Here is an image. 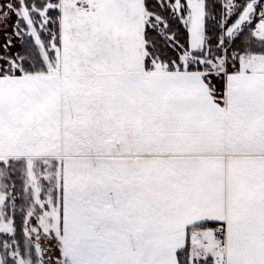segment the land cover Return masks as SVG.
I'll use <instances>...</instances> for the list:
<instances>
[{
    "label": "snow or ice",
    "instance_id": "snow-or-ice-1",
    "mask_svg": "<svg viewBox=\"0 0 264 264\" xmlns=\"http://www.w3.org/2000/svg\"><path fill=\"white\" fill-rule=\"evenodd\" d=\"M0 264H264V0H0Z\"/></svg>",
    "mask_w": 264,
    "mask_h": 264
}]
</instances>
